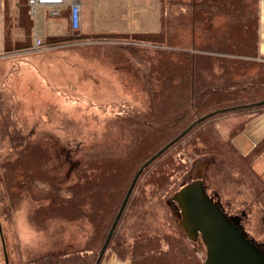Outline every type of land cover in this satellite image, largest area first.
<instances>
[{
	"label": "rangeland",
	"instance_id": "374dc122",
	"mask_svg": "<svg viewBox=\"0 0 264 264\" xmlns=\"http://www.w3.org/2000/svg\"><path fill=\"white\" fill-rule=\"evenodd\" d=\"M81 1L85 4L83 12L86 6L90 18L98 3L101 9L115 11V16L107 14L108 19L104 17L102 22H114L119 30L152 29L159 24L160 0ZM58 22L63 27L68 25L63 19ZM70 32L69 39L5 52L0 57V220L10 264H29L45 255L66 252L100 253L102 235L109 233L108 225L111 223V229L125 200V190L129 189L126 182L143 163L139 164L143 160L138 158L139 153H132L144 147L142 130L147 125L159 128L162 124L155 113L159 114L157 106L161 102H169L171 110L183 103V88L177 85L171 93L165 90L167 65L153 68L162 65L158 52L165 45L142 44L131 38L83 37L85 33L80 30ZM185 33L184 27L179 29L178 37ZM183 39L182 44L187 45V38ZM172 58L178 60L175 55ZM258 62L264 64L262 59ZM159 75L162 79L156 86L158 81L153 77ZM147 78L154 80L151 85ZM153 90L157 91L154 95ZM231 116L219 113L198 122L144 170L105 257L109 251L120 249L141 264L146 254L158 253L156 244L161 246L162 259L164 252L175 245L181 253L196 256L191 264H204V245L186 237L180 217L169 202L183 184L200 177L208 193L219 197L227 211L242 215L250 236L264 240V153L255 157L241 132L232 138L238 151L223 137L244 120L243 116ZM28 146L33 147L31 165H44L39 178H43V184L48 183L41 196L35 195L37 181L35 190L25 191L1 181L3 163L20 154L22 157ZM129 167L123 181L124 168ZM89 178L91 185L86 186ZM111 178L119 180L115 187L112 185L113 190L107 191L103 183ZM28 184L31 187L33 183ZM72 188L78 189L80 196L75 200L78 214L70 218L59 211V204L64 210L69 206L72 200L68 191ZM99 190L101 193H97ZM155 239L160 242L155 243ZM0 264H5L1 235Z\"/></svg>",
	"mask_w": 264,
	"mask_h": 264
},
{
	"label": "trees",
	"instance_id": "16d2710c",
	"mask_svg": "<svg viewBox=\"0 0 264 264\" xmlns=\"http://www.w3.org/2000/svg\"><path fill=\"white\" fill-rule=\"evenodd\" d=\"M160 3V30L158 32L95 33L82 35L83 37L131 38L135 42H143L142 44L165 45V48L160 49L158 52L159 62L162 65L153 68L160 69L164 64L165 66L167 65V72L164 75L166 76L165 86L167 88L164 89L169 93L177 85L183 88L180 94V99H182L183 103L180 104V107H172L173 110H171L169 108L170 105L168 106L169 102L166 105H161V102L157 106L159 114L155 113L163 121L159 128L147 125L142 130L143 132L140 130L142 132L141 135L145 139L144 147L132 152L139 153L138 158H143L139 163L143 162L138 171L148 162L140 175L169 147L177 143L183 136H186L185 134H189L194 129L193 126L201 121L203 123L204 120L214 114L225 113V115L230 114L234 118L237 116L244 117L242 122L236 124L229 131L228 136L222 134L223 137L231 141V144L236 149L234 143H232V138L243 129L244 123L249 118L264 111V64L256 63L259 59L264 60L259 50L261 0H160ZM21 22L24 37L18 39L13 34L15 32L13 25L7 19L5 25V52L34 47V21L29 14L27 4H24L21 8ZM183 27L186 35L178 37V31ZM70 29L71 25L69 26L68 35H71ZM67 34L65 36H49L44 41V44L69 39L70 36ZM177 38L179 39L177 40ZM183 38H187V45L182 44ZM174 55L176 56L175 59L178 60H173L172 57ZM251 58L255 60H250ZM207 65L208 67L205 68ZM259 65L261 66L260 69L256 70ZM252 69L256 72H251ZM153 78L158 81L156 86H159L162 79L161 76H154ZM147 81L151 85L154 80L147 78ZM153 92L157 91H152L154 95L155 93ZM166 108L169 109L166 110ZM181 123L186 124V126L182 127ZM236 126L237 128L235 129ZM175 132H177L176 135H174ZM166 140L169 141L164 143V146L159 150L157 149L156 153L148 155L155 148L159 147L160 143ZM31 148L33 147H26V153H22V157L20 154L15 160L3 163L1 167H3L5 173L2 174L1 181L4 180L6 184L9 182L11 184L8 185L9 187L17 188L19 191L35 190V182L37 181L38 185H36L35 195L39 194L41 196L48 182L43 184V178H39L43 173L44 165L40 164V162H38V168L31 165L29 160L31 158ZM160 151H162L161 154L152 161H149ZM252 151L256 154L255 157L264 153V139ZM33 168H36V170ZM129 170L130 167L124 168L125 177L124 175L122 176L123 181L127 180ZM138 171L134 172V174L132 172V179L130 177L127 180L126 183H129V188ZM139 177L129 195L128 201L138 184ZM111 180H105L103 183L108 187L107 191L113 190L112 185L115 187V182H118L119 178H115L116 181ZM28 183L33 184L30 187ZM85 184L86 186L91 185L90 178ZM100 184L99 182L97 185ZM39 185L43 186L40 187ZM128 190H125L126 195ZM68 192V198L72 202H70L65 210L59 204V211H63L70 218H73L72 215L78 214L77 207L79 204L75 200L78 195L80 196V193L78 189L74 190V188ZM98 192L101 193L100 190ZM108 194L113 195L111 193ZM126 195L124 196L126 197ZM115 196L116 193L114 194ZM83 199H86V195H84ZM110 224L108 225V230H110ZM106 232L102 235L101 243L103 244L106 241V236L109 234ZM153 241L155 243L160 242L159 239ZM112 242L113 239L111 238L107 249L112 246ZM103 244L100 247H103ZM141 247V244H139L138 249L141 251L143 257ZM154 248L155 251L158 250V253H153L152 255L146 254L147 256H145V259L143 257L141 264H171L168 261L177 264H191V261L196 259V256L189 252L181 253L174 245V247L170 246L167 252H164L163 259L167 260L162 261L159 249L161 246L156 244ZM95 251L92 255H86L82 251L60 253L59 255H45L29 264H95L99 255V252ZM116 253L119 257L131 259L134 264H137L134 256L125 254V250L118 249ZM147 257L149 258L148 263H146ZM104 259L105 254L100 264L104 263ZM199 264L202 263L199 262Z\"/></svg>",
	"mask_w": 264,
	"mask_h": 264
},
{
	"label": "water",
	"instance_id": "95a60500",
	"mask_svg": "<svg viewBox=\"0 0 264 264\" xmlns=\"http://www.w3.org/2000/svg\"><path fill=\"white\" fill-rule=\"evenodd\" d=\"M147 163L136 174L95 264L101 263L129 195ZM169 202L181 214L178 216L187 238L192 241L200 238L206 245L204 264H264V252L247 239L246 232L239 225L240 216L225 213L220 198L208 193L202 177L183 184ZM0 235L4 245L1 220Z\"/></svg>",
	"mask_w": 264,
	"mask_h": 264
},
{
	"label": "crops",
	"instance_id": "0c3cea01",
	"mask_svg": "<svg viewBox=\"0 0 264 264\" xmlns=\"http://www.w3.org/2000/svg\"><path fill=\"white\" fill-rule=\"evenodd\" d=\"M81 5L80 12V32L85 34H95V33H122V32H157L160 30V15L161 8L159 7V24L157 28H133L132 30H119L116 28V24L113 22L106 25L102 22L104 17L115 16V11H106V9H101L98 3L97 8H93L91 11V18L87 14L86 6L81 0H79ZM24 4L28 5L29 14L34 21V37L37 32L41 35L42 39L45 41L49 36H65L70 26V4L69 0L66 3H59L55 5H47L44 3H39L36 6L34 12L31 10L29 0H0V57L5 55L4 44H5V25L7 19L14 27V35L16 38L21 39L24 37L22 32V22H21V8ZM103 5V2H102ZM103 8V7H102ZM57 10L58 14H54ZM107 18V17H106ZM60 19L67 21V27H63ZM108 19V18H107ZM105 20V19H104ZM102 22V23H101ZM101 26V27H99ZM102 28V29H100ZM87 33H86V32ZM259 50L260 54L264 57V0L260 3V34H259ZM34 43V38H33ZM25 50V49H24ZM243 135L247 137L249 142L247 146H251L252 150L264 139V111L249 118L240 131ZM235 139V138H234ZM246 141V140H245ZM242 146L245 147V143L242 142ZM246 148V147H245ZM244 148V149H245ZM250 149V151H251ZM103 264H134L131 259H124L119 257V255L114 251H109L104 259Z\"/></svg>",
	"mask_w": 264,
	"mask_h": 264
},
{
	"label": "built area",
	"instance_id": "2783aa9c",
	"mask_svg": "<svg viewBox=\"0 0 264 264\" xmlns=\"http://www.w3.org/2000/svg\"><path fill=\"white\" fill-rule=\"evenodd\" d=\"M67 0H29V4L31 6L32 12L35 11L36 6L39 3H44L47 5H55L59 3H66ZM70 4V25L72 31H78L80 28V2L79 0H69ZM54 14H58V11L55 10ZM34 45L35 47H42L44 45V40L42 39L41 35L37 32L34 37Z\"/></svg>",
	"mask_w": 264,
	"mask_h": 264
},
{
	"label": "flooded vegetation",
	"instance_id": "af4514ba",
	"mask_svg": "<svg viewBox=\"0 0 264 264\" xmlns=\"http://www.w3.org/2000/svg\"><path fill=\"white\" fill-rule=\"evenodd\" d=\"M217 198V197H216ZM221 201V200H220ZM222 203V202H221ZM222 206L224 208V211L227 215H238L240 216V219H239V225L241 227H243V230L246 232V237L247 239H249L254 245H256L259 249H261L263 252H264V240H257L255 237L253 236H250L249 233L245 230V227L243 225V217L242 215H239V214H232L230 211H227V209L225 208V206L223 205L222 203ZM242 214H245V212H242ZM179 216H181V214L179 213L178 214ZM187 237V236H186ZM2 240V239H1ZM3 241V240H2ZM192 241V240H191ZM194 242L195 244L199 245V244H203L204 247H205V252H207V248H206V245L204 244V242L199 238L197 241H192ZM3 243V242H2ZM3 252H4V260H5V264H10L11 261L9 259V256H8V251H7V247H6V242H5V238H4V245H3ZM16 264V263H14Z\"/></svg>",
	"mask_w": 264,
	"mask_h": 264
}]
</instances>
